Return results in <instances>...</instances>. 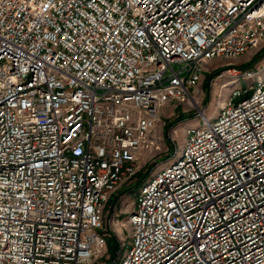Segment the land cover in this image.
Wrapping results in <instances>:
<instances>
[{"label":"built area","instance_id":"1","mask_svg":"<svg viewBox=\"0 0 264 264\" xmlns=\"http://www.w3.org/2000/svg\"><path fill=\"white\" fill-rule=\"evenodd\" d=\"M263 43L264 0H0V264H264V61L145 176L128 248L105 224L161 110Z\"/></svg>","mask_w":264,"mask_h":264},{"label":"rangeland","instance_id":"2","mask_svg":"<svg viewBox=\"0 0 264 264\" xmlns=\"http://www.w3.org/2000/svg\"><path fill=\"white\" fill-rule=\"evenodd\" d=\"M264 61V43L261 47L253 49L240 55L232 60L215 59L209 61L206 70L203 73L202 79L196 89L191 91L192 99L186 104L171 103L166 105L160 113L162 126V141L159 145L160 150L155 155V158L147 161L138 173L144 172V176L138 180V173L130 179L129 184L122 187L118 201V226L109 224V215L106 217V226L112 229L111 237L117 242L116 250L120 249V240L118 235L122 231L124 238V249L128 248L129 226L126 223L127 214L125 209L130 206L138 187L143 182L145 176L155 169L166 165L170 161V154L174 148L180 150L184 141L186 131L194 126L201 124L202 118H212L216 115L219 107L227 101L234 91H248L254 79L246 78L237 73H245L248 70H254ZM228 63V64H227ZM228 68L234 69L227 72ZM215 73V74H214ZM203 113V116L200 113ZM115 196V195H114ZM108 206L106 207L107 210ZM116 218V217H115ZM115 231L119 234L116 235ZM115 250V251H116ZM108 252L113 255L108 246Z\"/></svg>","mask_w":264,"mask_h":264},{"label":"trees","instance_id":"3","mask_svg":"<svg viewBox=\"0 0 264 264\" xmlns=\"http://www.w3.org/2000/svg\"><path fill=\"white\" fill-rule=\"evenodd\" d=\"M143 176H144V172H141L140 171L138 173V180H140ZM108 246H109V249H110L111 253L114 254L115 253V250L117 248V242H116V240L114 238H112V237L110 239H108Z\"/></svg>","mask_w":264,"mask_h":264},{"label":"bare ground","instance_id":"4","mask_svg":"<svg viewBox=\"0 0 264 264\" xmlns=\"http://www.w3.org/2000/svg\"><path fill=\"white\" fill-rule=\"evenodd\" d=\"M200 113H202V111L200 110Z\"/></svg>","mask_w":264,"mask_h":264}]
</instances>
